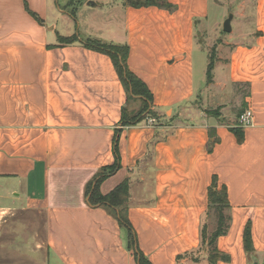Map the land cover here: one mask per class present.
I'll list each match as a JSON object with an SVG mask.
<instances>
[{"label":"crops","instance_id":"0c3cea01","mask_svg":"<svg viewBox=\"0 0 264 264\" xmlns=\"http://www.w3.org/2000/svg\"><path fill=\"white\" fill-rule=\"evenodd\" d=\"M50 2L0 0V261L138 264L128 230L86 199L95 175L119 162L100 192L130 181L128 220L152 264H212L202 229L216 227L214 179L226 188L231 217L216 242L226 259L215 264H264V0L242 12L251 28L217 47L211 83L196 50L209 52L198 33L210 32L220 0H96L113 17L86 39L58 31ZM73 36L77 42L60 45ZM89 39L129 47L128 67L150 91L157 119L121 123L124 108L142 102L128 100L111 57L86 46ZM197 97L206 106L189 111ZM246 110L253 122L241 127ZM233 128L243 129V142Z\"/></svg>","mask_w":264,"mask_h":264},{"label":"trees","instance_id":"16d2710c","mask_svg":"<svg viewBox=\"0 0 264 264\" xmlns=\"http://www.w3.org/2000/svg\"><path fill=\"white\" fill-rule=\"evenodd\" d=\"M128 3L134 7L158 6L160 4V0H128ZM30 13L39 22H41V20L35 14L32 12ZM77 41L78 38L76 36L59 37L60 45H69ZM86 46L111 57L116 71L128 93V100L131 101L137 97L140 98L143 104L142 108L137 113H131L127 108H124L121 123L123 125H137L152 117L150 115L145 116L148 110L153 106L152 95L147 86L134 73L131 72L127 64L130 51L129 47L127 45L103 43L93 39H89L86 42ZM214 64L215 57L212 54L207 73L208 83L212 82ZM207 113L209 115L219 114L218 110H208ZM154 116L155 119L158 118V114ZM232 132L235 133L240 143L244 141V131L242 128H233ZM117 148V140H115L114 150L116 154L118 151ZM119 167V162H116L114 166L100 170L95 175L93 180L88 183L86 187L87 204L92 208H105L112 211L115 217L118 219L120 225L128 230V249L134 250L138 264H152L139 250L137 235L128 220L127 211L130 197V181H125L108 195H103L100 192L101 183L106 178L114 174L119 169ZM228 208L229 202L226 188L223 187L222 189L218 190L216 179H214L213 184L209 189V215L210 217H215L216 227L212 232L208 230L207 225H204L202 229V245L209 248V260L212 264H215L220 259H226L217 251L216 242L218 238L225 235L230 228L231 217L227 213ZM244 241L247 251L250 252L252 247L250 226H247L245 230ZM194 260L197 261V259Z\"/></svg>","mask_w":264,"mask_h":264},{"label":"rangeland","instance_id":"374dc122","mask_svg":"<svg viewBox=\"0 0 264 264\" xmlns=\"http://www.w3.org/2000/svg\"><path fill=\"white\" fill-rule=\"evenodd\" d=\"M96 0H51L50 9L53 14H55V22L58 24V31L61 34H78L80 38L86 39L85 34L87 31L96 32V29H101L99 26L101 23H107L113 17L111 8L97 7L95 4ZM117 2L121 0H116ZM248 1V2H246ZM89 2H92L89 5ZM221 7L216 3H213L211 6L210 17L208 19L209 31L199 32L198 33V42L207 46L209 52L198 47L196 54H203L205 66L203 69L207 70L210 64V58L213 54L216 57V49L224 41H229L230 37H237L246 32L250 27V22H244L242 12L252 11L254 6V0H220ZM116 6V5H115ZM114 6V7H115ZM78 8L76 17L72 16V11H75V8ZM61 8V9H59ZM116 9V8H115ZM61 10H64V14L60 13ZM116 13V11L114 12ZM230 13L234 14V19L232 21V32L226 33L223 31V24L227 19ZM237 40V39H236ZM195 71H196V83L198 88H202L201 83V60L198 59L195 61ZM207 77V76H206ZM132 102V101H131ZM134 103V102H133ZM130 105L131 113H137L142 108L143 104L135 103ZM206 102L200 99L199 97L191 101V103L186 106L189 111H198L203 110L206 106ZM213 105H210L213 108ZM236 108V107H235ZM209 110V109H208ZM207 110V111H208ZM232 112H235L236 109L232 107ZM219 112V111H218ZM229 112V111H228ZM158 113L152 108L148 110L145 116H152ZM191 118H188L187 121H190ZM40 258V257H39ZM37 257V262L40 264V260ZM19 262H24L23 259H18ZM53 261V260H52ZM51 261V264H52ZM36 262V261H35ZM0 264H12L8 261H0ZM24 264H32L25 263Z\"/></svg>","mask_w":264,"mask_h":264},{"label":"built area","instance_id":"2783aa9c","mask_svg":"<svg viewBox=\"0 0 264 264\" xmlns=\"http://www.w3.org/2000/svg\"><path fill=\"white\" fill-rule=\"evenodd\" d=\"M253 122V113L251 110H246L239 118V125L246 127L251 125Z\"/></svg>","mask_w":264,"mask_h":264},{"label":"water","instance_id":"95a60500","mask_svg":"<svg viewBox=\"0 0 264 264\" xmlns=\"http://www.w3.org/2000/svg\"><path fill=\"white\" fill-rule=\"evenodd\" d=\"M234 19V14L230 13L225 20L223 24V31L226 33H231L232 32V21ZM254 264H259L258 261H255Z\"/></svg>","mask_w":264,"mask_h":264}]
</instances>
